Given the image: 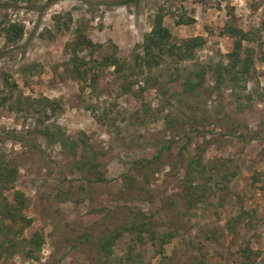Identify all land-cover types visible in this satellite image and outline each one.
<instances>
[{"label": "rangeland", "instance_id": "374dc122", "mask_svg": "<svg viewBox=\"0 0 264 264\" xmlns=\"http://www.w3.org/2000/svg\"><path fill=\"white\" fill-rule=\"evenodd\" d=\"M1 2L15 7L0 8V98L13 94L0 104V159L17 166L18 177L13 189L0 186V198L24 193L33 223L23 235L37 231L42 244L37 258L18 247L0 264H123L132 244L146 264H264V0H57L40 14L25 0ZM158 12L174 43L195 36L205 43L148 70L144 38ZM11 22L25 28L15 44L3 33ZM229 25L248 32L242 56L248 50L253 58L236 91L228 77L214 79L233 48ZM79 33L100 45L92 56L78 49L88 60L83 80L71 62ZM112 53L125 60L120 71L95 66ZM199 69L207 71L202 86L184 91ZM41 97L57 101L54 113L32 102ZM18 99L23 109L11 111ZM56 124L85 145L73 154L48 141L40 130ZM192 158L202 166L193 185H205V196L188 206L182 196ZM133 222L144 223L140 244L138 231L127 229ZM176 229L162 259L149 232ZM116 232L106 256L101 240ZM243 247L254 250L246 262Z\"/></svg>", "mask_w": 264, "mask_h": 264}, {"label": "trees", "instance_id": "16d2710c", "mask_svg": "<svg viewBox=\"0 0 264 264\" xmlns=\"http://www.w3.org/2000/svg\"><path fill=\"white\" fill-rule=\"evenodd\" d=\"M9 1V0H8ZM10 3H17L18 0H10ZM28 1V5L30 7L36 8L40 13H43L48 6L52 3L56 2L57 0H47L43 4H35L33 0H25ZM133 3L134 6H137L139 0H125L124 3ZM32 5V6H31ZM10 7H15L14 4H9L7 2H1L0 0V8L8 9ZM164 15L162 12H158L153 21L152 29L145 35L144 41V56L141 58L142 65L147 68L148 70H152L155 66H160L161 63L164 61L166 57H169L173 62L177 60L185 59L189 52L196 46H201L205 43V40L202 36H195L190 37L182 44H176L172 41V34L171 31L167 26L164 25L163 22ZM227 30L231 36L234 37L233 48L228 55V62H220L218 63L214 70V79L216 82H223L224 79L227 77L229 78L230 82H232V90L236 91L237 81H239L243 74L249 75L252 73L251 67L253 66V58L252 54L247 50L245 56H242V52L244 51L243 41L249 40L248 32H245L241 28L234 27V26H227ZM24 26L22 24H18L16 22H11L8 24V27H5L3 30L5 40L8 42H12L13 44L18 43L23 35H24ZM89 47L91 49V56L93 55L96 47L98 48L100 45L94 43L90 38L86 37L82 33L77 35L76 41L72 46V71L76 73V76L79 79H86V77L82 76L86 74V70L82 69V67L86 66L88 60H83L79 54L78 49L80 47ZM93 62V61H92ZM95 66L99 67L100 65H111L114 66L116 71H120L122 66H125V60L117 56V53L107 54L101 61H94ZM202 66V65H199ZM238 66H241L239 68ZM207 71L205 69L196 70V73L190 75L188 78L182 82V87L184 91L192 92L198 87L202 86ZM148 83V79L144 80ZM154 83V82H153ZM148 85V84H146ZM9 87L12 89L13 87H17L16 82H10ZM150 87L159 90L160 87L157 84H150ZM218 85L215 86V89ZM13 97V94L10 92V95H4L0 98V104L4 105L7 100ZM46 102V105L51 106V111L54 113L56 108L53 105L56 104L57 101L50 100L48 98H35L32 102L37 103V105L41 102ZM23 101L21 99L16 100L15 104H10L8 108L13 110H22L23 109ZM30 104V102H28ZM16 108V109H15ZM46 111L45 108L41 109V112ZM44 136L47 137L48 141L53 143H59L62 147H70V150L73 154H75L76 149L81 144L85 145L86 141L81 140L80 138H75L72 135L67 136L66 133L63 131L60 125H55L54 128H51L49 125L45 127V130H40ZM12 139L18 140L19 142L23 143L24 145L27 144L26 140L23 136L19 135H12ZM189 169L187 174L189 175L191 180H187L184 185V192L182 197L186 198L189 202L188 206H193L197 204L204 196L205 193L202 189H205V185H201L202 188H197L193 185V172L198 171V173L202 172L201 164L196 159L189 160ZM94 165H90V171H92ZM18 177V167L12 165L6 160L0 159V186L13 189L14 183L17 181ZM98 180H102L103 177L98 176ZM204 187V188H203ZM201 189L200 193L198 190ZM0 198V260L6 254L7 256L10 254H14L18 247H22L27 249V257L29 258H37L35 255V250H39L42 244V236L36 231L30 235V237H25L23 235L24 230L31 226L33 223V218H30L24 214V209L28 205V199L24 195V193L20 190H13V202L8 200L6 197L1 195ZM237 221L240 217L236 218ZM8 220L9 222L5 221ZM236 223V222H235ZM14 225H17V229L14 230ZM235 224L231 223V227ZM144 226V223H137L133 222L130 226H128L129 231H138L137 237L135 240H138L139 244L142 242L143 236L140 234L141 227ZM234 228V227H233ZM235 230V229H234ZM179 230H171L168 232H161L158 236L154 235L153 231H150L151 238L154 241L159 240V249L157 250L159 255H162V259L165 256V248L164 246L170 242L172 238H175L179 235ZM236 231V230H235ZM234 232L233 230L231 231ZM120 233L116 232L115 234H111V236L106 237L105 239L101 240V244L99 245V249L108 256V253L111 252V244L112 240L119 235ZM22 236L21 239L19 237ZM209 237V236H208ZM242 256L245 258V262L247 260H251L254 256V250L250 249L249 247H243L240 249ZM134 260L138 262V264H146L144 262V256L142 252L138 251L134 244L129 246L127 251L126 257L122 260L123 264H127L126 260ZM237 260L233 259L232 263L228 264H236ZM144 262V263H143ZM191 264H195L192 262Z\"/></svg>", "mask_w": 264, "mask_h": 264}]
</instances>
